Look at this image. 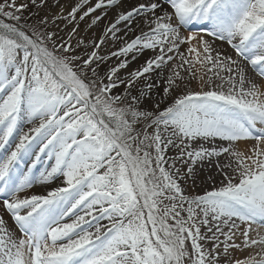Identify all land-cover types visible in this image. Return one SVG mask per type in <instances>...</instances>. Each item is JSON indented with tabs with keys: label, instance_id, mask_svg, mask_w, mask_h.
<instances>
[{
	"label": "snow or ice",
	"instance_id": "snow-or-ice-1",
	"mask_svg": "<svg viewBox=\"0 0 264 264\" xmlns=\"http://www.w3.org/2000/svg\"><path fill=\"white\" fill-rule=\"evenodd\" d=\"M0 153V264H264V0H0Z\"/></svg>",
	"mask_w": 264,
	"mask_h": 264
},
{
	"label": "rangeland",
	"instance_id": "rangeland-1",
	"mask_svg": "<svg viewBox=\"0 0 264 264\" xmlns=\"http://www.w3.org/2000/svg\"><path fill=\"white\" fill-rule=\"evenodd\" d=\"M25 2H28V0H17V3H18V4H19V3H25ZM51 2H52V0H49V4H51ZM61 2L64 3L65 0H61ZM37 11H38V10H37L36 8H34V7H32L31 5H29V8L23 12V16H24L25 18H28V17L31 15L32 18H31V20H29L28 22L31 23V24H35L36 21H37L38 19L42 18V17L45 15V12H46L45 9H41V10H39V14L37 15ZM53 11H55V9H53ZM97 14H99V13H97ZM110 15H111V14H110ZM106 22H107V21L105 20V21L102 22L98 27H95V28L89 30V31L87 32V38H88L89 40H91V39L93 38V36L95 35V38H96V39H99V36L101 35V33H102V31H103V28H104V24H105ZM57 23H58L61 27L64 26V21H58ZM86 23H87V21L81 23V25H80L81 35L84 34V29H85ZM68 27H69V29H70V28H71V25H69ZM50 30L55 31L56 29L53 27V28H51ZM118 46H119V44L116 45V47H118ZM225 48H227V47H225ZM112 50H114V48H113L112 42L109 41L107 44H105V45L103 46V48H102L101 51H102V54H107V52L112 51ZM82 51H83V49L79 50L77 54H80V52H82ZM146 55H150V53H148V54H146ZM143 59H144V58H141L140 61H138V62H136V63H133V64L131 65V67H132V68L137 67L140 63H143ZM111 63H114V61H109V64H111ZM103 71H104V67L102 66V68H101V74H103ZM121 75H123V73H121ZM119 91L122 92L123 89L121 88ZM168 155L171 156V155H173V153H172V152H169ZM202 179H203V176H201V177L197 180L196 186H193L192 183H191V181H189V183L185 186L186 192H187L188 194H190V195H195V194H202V193L206 190V188H207V189H210V188H211V184H210V183H209L208 185H204V184H202V183H201V180H202ZM0 212H2V209H0ZM5 219H8V217H7L6 214H5ZM9 223H10V221H9ZM104 223H107V222L105 221ZM253 235L255 236V233H254ZM221 239H223V238L221 237ZM245 255H247L246 252H244V253L237 252V253H236V256H237V257H243V256H245Z\"/></svg>",
	"mask_w": 264,
	"mask_h": 264
},
{
	"label": "bare ground",
	"instance_id": "bare-ground-1",
	"mask_svg": "<svg viewBox=\"0 0 264 264\" xmlns=\"http://www.w3.org/2000/svg\"><path fill=\"white\" fill-rule=\"evenodd\" d=\"M168 154H169V153H168ZM44 166H45V165H41L40 167L43 168ZM35 190H38V189H35ZM253 234H254V233H253ZM245 256H246V255H245ZM240 258H242V257H240Z\"/></svg>",
	"mask_w": 264,
	"mask_h": 264
}]
</instances>
